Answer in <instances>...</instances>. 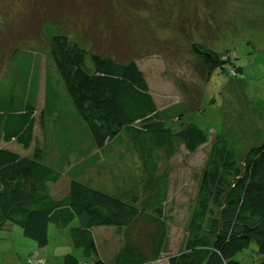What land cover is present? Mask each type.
Wrapping results in <instances>:
<instances>
[{"label": "rangeland", "instance_id": "1", "mask_svg": "<svg viewBox=\"0 0 264 264\" xmlns=\"http://www.w3.org/2000/svg\"><path fill=\"white\" fill-rule=\"evenodd\" d=\"M56 33L96 53L135 59L174 136L175 154L167 160L161 154L160 161L169 176L161 258L192 251L207 257L211 236L205 231L206 215L197 208L205 164L214 148L225 143L238 165L243 152L264 136V0H0V88H16L12 71L17 64L11 61L16 49L39 56L34 142L42 149L43 162L62 173L51 194L64 193L70 178L115 194L143 179L140 161L124 132L98 148L80 118L71 117V128L55 120L59 106L68 118L74 116L49 53L50 36ZM191 43L221 57L229 52L238 72L224 62L223 69L213 68L204 76ZM190 124L205 136L201 144L189 146L177 135ZM0 144L23 156L33 151V144L24 148L1 139ZM78 222L76 218L64 228L50 224L43 248L10 223L0 230V251L7 253L0 254V264H24L32 253L40 264H63L66 254L92 263L72 245L69 229ZM92 232L99 258L112 264L121 232L113 226H97ZM235 258L246 264L261 260L254 243Z\"/></svg>", "mask_w": 264, "mask_h": 264}, {"label": "trees", "instance_id": "2", "mask_svg": "<svg viewBox=\"0 0 264 264\" xmlns=\"http://www.w3.org/2000/svg\"><path fill=\"white\" fill-rule=\"evenodd\" d=\"M190 50L204 76L213 68L223 69L224 62L232 64L229 52L221 57L195 43ZM49 53L71 108L85 123L94 144L103 148L124 132L140 161L143 179L131 189L111 194L70 178L64 193L51 194L62 173L43 162L42 149L34 142L39 56L18 48L11 57L17 64L12 71L16 88H0V139L24 148L33 144V151L23 156L0 144V230L7 223L15 224L24 237L43 248L48 244L50 224L64 228L77 218L78 225L69 229L70 239L84 257L92 259L90 264H106L99 258L92 232L97 226H113L122 234L112 264H157L162 259L164 264H246L235 255L250 243L256 245L260 264H264V136L243 152L238 165L234 151L225 143L214 148L205 164L197 208L206 215L205 231L211 236L208 256L192 251L161 258L167 236L164 206L169 176L160 161L161 154L166 160L175 154V145L143 71L134 58L119 60L96 53L61 33L50 36ZM43 118L40 112L41 124ZM70 120L65 128H71ZM177 135L189 146L205 141L202 131L192 124ZM63 264L86 263L66 254Z\"/></svg>", "mask_w": 264, "mask_h": 264}, {"label": "crops", "instance_id": "3", "mask_svg": "<svg viewBox=\"0 0 264 264\" xmlns=\"http://www.w3.org/2000/svg\"><path fill=\"white\" fill-rule=\"evenodd\" d=\"M38 96H39V94H38ZM69 109H70V113H72L74 115V116H72L70 114V117L69 118L73 117L74 120H79V117L77 116V114L71 108L70 103H69ZM54 110H57L56 111L57 114H56L55 120L59 121L61 124H63V126L67 125L69 123V121H68L69 118L65 115V113H63L61 111V109H54ZM10 227H11L10 223H7L3 229L10 228ZM0 254L3 255V254H7V253L0 251Z\"/></svg>", "mask_w": 264, "mask_h": 264}, {"label": "built area", "instance_id": "4", "mask_svg": "<svg viewBox=\"0 0 264 264\" xmlns=\"http://www.w3.org/2000/svg\"><path fill=\"white\" fill-rule=\"evenodd\" d=\"M31 255H33V256H31ZM31 255L27 257L26 264H40L41 263L40 260L35 259V257H34L35 255L34 254H31Z\"/></svg>", "mask_w": 264, "mask_h": 264}]
</instances>
